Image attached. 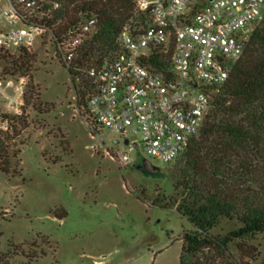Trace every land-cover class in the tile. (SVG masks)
Instances as JSON below:
<instances>
[{
	"label": "rangeland",
	"instance_id": "1",
	"mask_svg": "<svg viewBox=\"0 0 264 264\" xmlns=\"http://www.w3.org/2000/svg\"><path fill=\"white\" fill-rule=\"evenodd\" d=\"M53 52L49 39L37 43L29 70L8 80L13 92L25 77L28 101L0 138V264H180L179 236L192 226L165 206L182 158L159 162L117 132L94 133L84 70L70 76ZM124 150L125 164L117 158ZM236 226L222 220L213 233ZM252 243L259 264L264 234Z\"/></svg>",
	"mask_w": 264,
	"mask_h": 264
},
{
	"label": "built area",
	"instance_id": "2",
	"mask_svg": "<svg viewBox=\"0 0 264 264\" xmlns=\"http://www.w3.org/2000/svg\"><path fill=\"white\" fill-rule=\"evenodd\" d=\"M133 2L146 21L126 24L117 50L100 64L83 67L78 55L96 30L95 17L59 30L61 19L49 21L66 0H0V138L23 108L26 83L19 77L15 90H7L16 76L5 73L3 59L30 53L49 39L70 76L84 70L89 81L85 115L94 133L117 132L130 149L135 143L159 162L179 158L199 133L217 88L242 57L263 17L264 0ZM117 158L131 161L125 150Z\"/></svg>",
	"mask_w": 264,
	"mask_h": 264
},
{
	"label": "trees",
	"instance_id": "3",
	"mask_svg": "<svg viewBox=\"0 0 264 264\" xmlns=\"http://www.w3.org/2000/svg\"><path fill=\"white\" fill-rule=\"evenodd\" d=\"M89 17L97 19L96 30L79 52L80 65L100 64L117 50L126 24L146 21L133 0H66L49 24L61 19L58 29L65 30ZM31 57L26 51L4 57L5 73L25 74ZM84 82L82 97L88 94L89 81ZM27 94L26 89V103ZM179 157L176 194L165 207H174L192 226L179 236L180 264H256L260 251L252 241L264 234V12L242 57L217 88L199 133ZM222 220L237 226L214 234Z\"/></svg>",
	"mask_w": 264,
	"mask_h": 264
},
{
	"label": "water",
	"instance_id": "4",
	"mask_svg": "<svg viewBox=\"0 0 264 264\" xmlns=\"http://www.w3.org/2000/svg\"><path fill=\"white\" fill-rule=\"evenodd\" d=\"M127 143H128V140H125V144H127ZM133 145H134L135 148L137 147V145L135 143ZM143 166L145 167V169H147L149 171H156L157 170V167L152 165L150 163V161H148L147 159H145L143 161Z\"/></svg>",
	"mask_w": 264,
	"mask_h": 264
}]
</instances>
